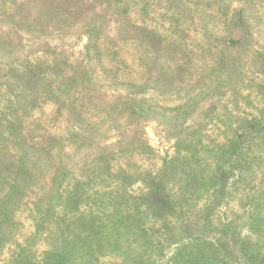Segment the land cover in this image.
Listing matches in <instances>:
<instances>
[{"label": "trees", "instance_id": "16d2710c", "mask_svg": "<svg viewBox=\"0 0 264 264\" xmlns=\"http://www.w3.org/2000/svg\"><path fill=\"white\" fill-rule=\"evenodd\" d=\"M97 1L115 16L113 37L103 17L91 16L94 8L87 0H44L32 19L19 16L16 23L18 31L38 40L80 25L85 43L78 59L68 61L61 54L65 46L58 50L44 41L39 52L50 60L2 63L10 51L0 37V252L15 244L11 264H264V189L257 188L255 174H261L252 169L264 162V109L226 117L233 124L231 136L210 150L198 128H185L190 132L177 133L183 135H176L173 154L153 172L120 162L133 145L138 153L147 149L138 133L126 135L144 118L168 123L193 107L207 116L235 88H252L248 96L264 106V50L249 53L244 46L252 39L247 2L237 0L234 9L223 0L197 1L192 10L177 0H158L174 39L161 42L160 35L128 19L131 4L147 14L146 1L143 6L132 0ZM218 19L227 34L208 43L210 35L201 33L209 34ZM3 23L0 33H12L5 29L12 23ZM147 38L153 40L149 46ZM187 39L199 54L190 51ZM134 40L142 56L136 73L118 52V45ZM166 43L177 47L178 58L160 56L155 44L167 48ZM178 64L182 84L191 89L179 105L162 107L139 93L159 82L160 69L175 77ZM96 74L116 89L110 103L96 95ZM203 104L206 110L200 111ZM109 132L116 136L106 138ZM197 147L208 150L206 156L198 155ZM247 175L257 184L246 185L245 209L231 217L224 210L232 188L244 184ZM28 194L34 197L32 206L26 204L34 232L19 244L15 214ZM36 240L43 249H35Z\"/></svg>", "mask_w": 264, "mask_h": 264}, {"label": "rangeland", "instance_id": "374dc122", "mask_svg": "<svg viewBox=\"0 0 264 264\" xmlns=\"http://www.w3.org/2000/svg\"><path fill=\"white\" fill-rule=\"evenodd\" d=\"M43 1L44 0H0V20L6 21V23L8 24L9 22H11L12 26L8 25V28L5 29L7 31H13L10 34L0 33V37L4 38L3 40L5 41L7 48L10 51L7 56H4L2 58V63L5 61H9L11 64H14V62L16 61L26 64L27 62H33L36 59L45 61L50 60L51 58L43 56L42 53L39 52L41 46L38 45L39 43L44 41H47L52 46L57 45L58 50L65 46L64 49H62V51H64L65 53L61 54L65 55L64 57L68 61L71 59H78L80 58V55L82 53L84 54L83 45L85 43V38L82 35V29L80 25H75L69 28V31L66 34L60 33L53 36H45L43 39L39 40L36 39V37H31L30 35H26L25 33L17 30L16 23L19 21V16H27L28 18L32 19L37 13L38 9H40ZM87 1L90 2L89 4L94 5H92L94 9H92L93 13L91 14V16H94L98 19H102L103 17V19H105V31L108 32L110 37H113L115 33V16L112 15L111 11H106L105 6L100 4V2H95V0H93L94 2L92 0ZM132 1L141 3L140 6H143L144 1L151 5L147 14H141V8L139 6H133L131 4V10L128 13V19L133 25H137L138 27H141L149 32L160 35L159 37L161 38V42L164 40H166L167 42L174 40L173 36L169 33V30H171L169 28V18H166L164 12L161 10V2L159 4L158 0ZM197 1L198 3H209L219 0H177L176 4L187 3L188 6L191 7L192 10H194L195 5L193 3ZM223 1H226V3H231V6L234 9H238V5L234 4L237 0ZM244 1L247 2V4H245V18L249 25V32L252 35V39H250L251 41L248 40L249 38L245 40L244 46L246 47V50L249 51V53H254L255 51H263L264 0ZM6 11L8 12V14ZM168 14L169 13H167V16ZM4 17H8V19H3ZM183 18H185V16ZM6 23L3 24L6 25ZM213 25L216 28L211 30L210 32L207 28L209 34H201L210 35L208 37L206 36V41L208 40L207 42L211 44H217V40L220 37L226 36L227 33L223 28L222 19H218L217 23L214 21ZM183 29L186 30V27L183 26ZM188 32L189 33L187 34L189 36H197L199 37L198 39L205 41V38H203V36L198 34L195 35L192 31ZM180 39L181 38L179 37L177 41L178 49L180 45H182L181 43H183ZM184 42L188 45L189 49H191L190 51H192L193 54L200 53L201 50H195L196 45L193 41H189L187 39ZM146 43H148L147 45L149 46L151 45V43H153V40L147 38ZM136 44L137 42H135L134 40L132 43L128 42L118 45L119 56L124 61H126L127 65L130 66L131 69H133V73H136V71H138L139 59L142 57L141 50ZM167 44L169 45V47L167 48L160 47V45L155 44V49L160 51V56H162L165 61L166 59L172 57H174L175 59V56L178 58L177 47H174V45L170 43H166L165 45ZM242 53L244 54L245 51H243ZM248 56L250 55L246 54V56H243V61H245L249 66L251 64V61ZM203 57L205 56L203 55ZM82 61L85 62V59H82ZM202 62L209 64L206 58L203 59ZM198 63L199 62L195 61V65H197ZM161 64H163L162 61ZM179 64L175 65V68L173 69L175 77L165 69H160L161 72H159V82L157 84H153L156 85L155 87L157 88H154V86L151 85L141 89L139 93L143 91V93L146 94V96H144L145 99L162 107L174 108L175 106L179 105V103H181L183 99L186 98V96L191 92V89L189 87L185 86V84H182L186 83L184 82V80H181L183 77H185V75L181 73ZM253 67L254 70H259L258 66L255 63H253ZM190 69L192 70L191 66ZM239 77L240 76L238 75L237 78ZM237 78L231 80L228 86L230 91L234 88V81ZM92 80L96 82V95L99 97H103L102 99L105 101V103H110L116 95V89L109 86V82H107L106 79L103 78V76H101L100 74H96V76L92 78ZM171 85L173 88H171ZM249 90H252V88H235L233 90L235 91L234 93H226V95L221 98L219 104H217L216 109L207 114V116H203V114L199 113V111L195 110V108L193 107L191 110L187 111L186 114H184L181 118L170 119L168 123L166 121L163 122L160 120L155 121V119L152 120V118H144L143 120L134 122L135 124H133L132 127H130L126 131V135L132 136L134 135V132L138 133L135 136L139 137V141L146 145L147 149L138 153L139 150H133L135 147L133 145L130 154L127 157L120 159V162L125 163L128 161L131 169H133L134 167H139L140 169H145L153 172L162 165L163 160L173 154L174 147L176 146V135H178V138L183 135L180 134L179 136V134L177 133H189L190 131L188 129L190 128L192 131H195L196 128L199 129L198 132L203 136V143L208 150L212 149L211 145H213L214 143H224L231 136V130L233 128V124H229L231 126L227 124V122L229 121L226 117H229V115L230 118L231 116H234L235 118L236 116L256 115L260 109H264L263 103L261 101H258V99L254 98L252 94L248 96ZM132 93H134V91ZM200 109V111L206 110V104L201 105ZM198 123H200L201 126L198 127ZM187 127L188 129H185ZM115 136V132H109L106 138H114ZM195 137L198 136L196 135ZM198 149H200L198 155L206 156L208 150L204 149L203 147H197V150ZM252 166H254L252 167L254 172L257 171L261 174H255L256 180L258 182L257 188L264 189V162L262 164L258 163ZM247 179L248 180L244 184L238 185L239 187L236 186L232 188L230 203H228L229 206L226 210H224V213L229 214L231 217L241 216V211L245 209L243 203L246 204L247 201L242 199V196L246 194L244 190L246 189L247 184L249 185L255 182V179L252 175H247ZM251 179H253V182H250ZM261 180L262 182L260 183L259 181ZM257 182L254 183V185H256ZM138 187L139 185L137 186V188ZM33 199V195L28 194L23 202L22 207H20L18 212L15 214V220L18 223V229L16 230L17 236L15 235L14 239L15 242L19 244L25 243V241H27L30 235H32L34 232L31 213L32 209L26 206V204L28 206H32L31 203ZM34 247L37 250H41L44 246L38 240H36ZM14 250L15 244L13 242L5 244L4 248L0 252V264H11Z\"/></svg>", "mask_w": 264, "mask_h": 264}]
</instances>
